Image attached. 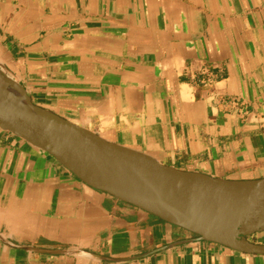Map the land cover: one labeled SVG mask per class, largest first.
Masks as SVG:
<instances>
[{
	"label": "crops",
	"instance_id": "crops-1",
	"mask_svg": "<svg viewBox=\"0 0 264 264\" xmlns=\"http://www.w3.org/2000/svg\"><path fill=\"white\" fill-rule=\"evenodd\" d=\"M0 66L109 142L264 179V0H0ZM195 238L0 131V264H264Z\"/></svg>",
	"mask_w": 264,
	"mask_h": 264
},
{
	"label": "water",
	"instance_id": "water-1",
	"mask_svg": "<svg viewBox=\"0 0 264 264\" xmlns=\"http://www.w3.org/2000/svg\"><path fill=\"white\" fill-rule=\"evenodd\" d=\"M0 131L56 160L90 188L233 252L264 257V179L185 172L36 106L0 66ZM161 250H158L160 252Z\"/></svg>",
	"mask_w": 264,
	"mask_h": 264
},
{
	"label": "flooded vegetation",
	"instance_id": "flooded-vegetation-1",
	"mask_svg": "<svg viewBox=\"0 0 264 264\" xmlns=\"http://www.w3.org/2000/svg\"><path fill=\"white\" fill-rule=\"evenodd\" d=\"M258 237H259V235H255V236L249 238V240H250L251 242H253V243L264 244V241H261ZM252 239H256V240L253 241ZM257 239H258V240H257Z\"/></svg>",
	"mask_w": 264,
	"mask_h": 264
},
{
	"label": "rangeland",
	"instance_id": "rangeland-1",
	"mask_svg": "<svg viewBox=\"0 0 264 264\" xmlns=\"http://www.w3.org/2000/svg\"><path fill=\"white\" fill-rule=\"evenodd\" d=\"M261 241H264V233L261 234V236L258 237ZM253 241H255L256 239H252ZM258 240V239H257Z\"/></svg>",
	"mask_w": 264,
	"mask_h": 264
}]
</instances>
